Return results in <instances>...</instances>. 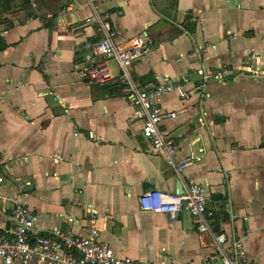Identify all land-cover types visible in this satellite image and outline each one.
<instances>
[{"label":"crops","instance_id":"crops-1","mask_svg":"<svg viewBox=\"0 0 264 264\" xmlns=\"http://www.w3.org/2000/svg\"><path fill=\"white\" fill-rule=\"evenodd\" d=\"M92 4L0 0V48L7 46L0 51V233L14 224L19 201L39 216L33 237L55 229L87 236L97 212L100 241L120 257L222 264L213 235L200 233L188 213L171 220L140 206L146 191L175 194L179 182H194L208 190L212 233H231L236 216L248 263L264 264V75L241 72L252 53L264 64V0ZM96 13L108 17L119 47L149 38L150 29L158 38L170 37L171 26L184 30L131 68L144 89L165 77L187 80L189 98L159 101L178 114L161 124L175 160L199 157L181 173L153 152L142 122H130L134 108L117 65L110 63L115 80L104 86L84 75V46L103 38L89 21Z\"/></svg>","mask_w":264,"mask_h":264},{"label":"built area","instance_id":"built-area-1","mask_svg":"<svg viewBox=\"0 0 264 264\" xmlns=\"http://www.w3.org/2000/svg\"><path fill=\"white\" fill-rule=\"evenodd\" d=\"M94 1L90 0L92 7ZM89 21L99 25L103 38L84 46V75L87 80L97 86L115 80L110 68V63L114 62L120 71L122 90L132 100L134 115L130 122L140 120L143 135L151 143L153 152L165 156L169 164L181 173L199 157L192 155L181 162L175 160L176 144L169 133L161 129V124L165 120L175 119L178 114L163 111L159 101L164 95L172 93H177L183 100L189 98L190 92L185 89L187 80L165 77L151 89L140 88L132 77L131 68L134 64L150 60L155 50L152 41L139 35L128 46L119 47L114 41L115 33L107 16L96 13ZM241 72L253 76L264 75V64L260 56L252 53L245 60ZM214 79L221 81L223 76L217 74ZM204 86L205 82L192 92H200ZM2 181L0 179V183ZM139 202L143 211L164 214L171 220H176L184 212L188 213L200 233L213 235L214 250L222 264H249L244 254V239L233 229L236 216L232 217L231 233H212L210 220L214 215L208 208L210 200L205 186L194 182L185 184L183 194L149 190L142 194ZM12 218L14 224L0 233V259L4 264H164L160 261L118 256L111 246L99 239L98 224L102 217L97 212L91 216L90 232L84 237L58 229L48 237H33L39 216L27 204L19 201L12 211Z\"/></svg>","mask_w":264,"mask_h":264},{"label":"trees","instance_id":"trees-1","mask_svg":"<svg viewBox=\"0 0 264 264\" xmlns=\"http://www.w3.org/2000/svg\"><path fill=\"white\" fill-rule=\"evenodd\" d=\"M171 28H172V30H173V34H172L170 37H165V36H163V37L158 38L157 36L152 35V31H151V29H150L149 32H148V36H149V38H151V40L153 41V44H154L155 46H158L160 43H163V42H165L166 40H167V41H173L174 39L180 37V36L183 34V31H184V30H180V29L175 28V27H173V26H171ZM187 28H188V27L186 26L185 29H187ZM171 32H172V31H171ZM6 47H7L6 44H3L2 47L0 48V51H1V50H4Z\"/></svg>","mask_w":264,"mask_h":264},{"label":"water","instance_id":"water-1","mask_svg":"<svg viewBox=\"0 0 264 264\" xmlns=\"http://www.w3.org/2000/svg\"><path fill=\"white\" fill-rule=\"evenodd\" d=\"M177 193L178 194H183L184 193V187L182 186L181 182H179L178 185H177Z\"/></svg>","mask_w":264,"mask_h":264}]
</instances>
